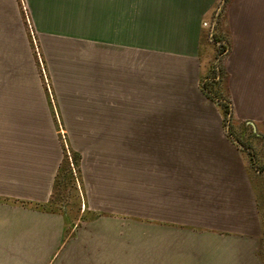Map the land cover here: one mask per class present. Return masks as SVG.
Instances as JSON below:
<instances>
[{
	"label": "crops",
	"instance_id": "1",
	"mask_svg": "<svg viewBox=\"0 0 264 264\" xmlns=\"http://www.w3.org/2000/svg\"><path fill=\"white\" fill-rule=\"evenodd\" d=\"M218 1L0 0V264H264L245 153L223 120L173 117L163 86L200 77ZM26 20L81 156L77 228L42 206L64 152ZM217 30L235 111L263 124L264 0H230Z\"/></svg>",
	"mask_w": 264,
	"mask_h": 264
},
{
	"label": "rangeland",
	"instance_id": "2",
	"mask_svg": "<svg viewBox=\"0 0 264 264\" xmlns=\"http://www.w3.org/2000/svg\"><path fill=\"white\" fill-rule=\"evenodd\" d=\"M229 1L219 0L215 10L205 22L200 48V77L188 76L178 79L173 77L171 80L164 79V82L170 81L172 84L163 86L167 91L166 93L170 92L173 108L177 106L172 111L173 117L221 119L223 120V133L232 135L238 145L241 146L248 161L249 170L252 173L261 211L263 223L261 242L264 256V123L258 124L242 120L236 113L233 102L226 90V75L222 68L226 48L224 44L217 41V36L219 38V35H222L217 28L222 21L223 10ZM213 22H216L214 32H212ZM27 29L31 51L39 73L38 80L44 88L45 96L51 108L55 130L64 152L62 172L57 178L51 198L45 203V207L48 210L62 213L69 228H77L93 217L85 205L81 170L80 166L77 168L76 163L78 153L70 147L67 130L63 124L58 106L54 79L44 59L39 37L28 21ZM12 80L14 84V81L19 79ZM128 181L134 184L129 186L130 188H136L140 190L141 194L145 193L144 196H146L147 183L142 184L136 178H129ZM147 209L146 206L140 207V211Z\"/></svg>",
	"mask_w": 264,
	"mask_h": 264
},
{
	"label": "trees",
	"instance_id": "3",
	"mask_svg": "<svg viewBox=\"0 0 264 264\" xmlns=\"http://www.w3.org/2000/svg\"><path fill=\"white\" fill-rule=\"evenodd\" d=\"M217 41H218V39H217ZM224 47L226 48V46H224ZM76 163H77V168H79V166H80V170H81V156H80V154H77V160H76ZM61 172H62V162H61V165H60V167H59V170H58L57 175H56V178H55V183H54L53 190H54V188H55V184H56L57 178L60 176V173H61ZM42 206H43V208H46V207H45V204H42Z\"/></svg>",
	"mask_w": 264,
	"mask_h": 264
}]
</instances>
